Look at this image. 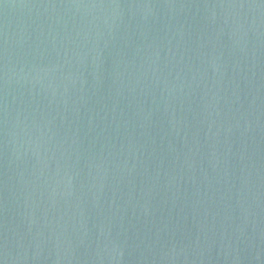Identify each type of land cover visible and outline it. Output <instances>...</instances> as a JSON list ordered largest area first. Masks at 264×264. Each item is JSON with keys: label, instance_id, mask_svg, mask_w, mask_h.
<instances>
[{"label": "water", "instance_id": "water-1", "mask_svg": "<svg viewBox=\"0 0 264 264\" xmlns=\"http://www.w3.org/2000/svg\"><path fill=\"white\" fill-rule=\"evenodd\" d=\"M0 264H264V0H0Z\"/></svg>", "mask_w": 264, "mask_h": 264}]
</instances>
